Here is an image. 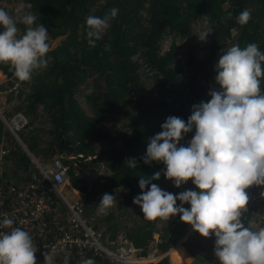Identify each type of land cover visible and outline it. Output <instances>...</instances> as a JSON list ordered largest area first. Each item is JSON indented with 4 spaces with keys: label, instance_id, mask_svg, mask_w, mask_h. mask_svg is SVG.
I'll use <instances>...</instances> for the list:
<instances>
[{
    "label": "trees",
    "instance_id": "1",
    "mask_svg": "<svg viewBox=\"0 0 264 264\" xmlns=\"http://www.w3.org/2000/svg\"><path fill=\"white\" fill-rule=\"evenodd\" d=\"M7 2L20 6L23 14H36V23L46 26L49 39L62 37L46 54L47 66L34 70L31 78L23 82L26 91L12 89L16 90L14 105H4L10 95L0 103V144L4 149L1 161L9 163L11 178L17 177L27 184L31 175L37 173L31 158L38 164L59 159L66 166L68 187L82 193L84 217L103 240L124 236L144 251L157 232V252L166 250L189 224L180 220V214L167 221L145 220L141 208L133 204L134 197L141 194L139 180L150 181L145 192L153 183L174 195L199 190L191 179L179 188L174 187L173 181L164 176L163 162L145 164L148 142L161 131L169 116L187 123L192 114L188 105L198 98L196 86L211 83L213 89L219 90L215 65L231 46L239 44L244 48L256 43L264 52V0H0V8L5 10L3 4ZM112 8L119 10L117 16L108 20L110 26L102 38L90 47L86 17L104 18ZM246 8L251 10V18L241 26L237 18ZM205 16L209 18L207 28ZM20 20L21 17L15 21L22 34L26 26ZM196 21L206 30L211 29L201 47L190 42L178 54L171 43L160 51L164 35L186 37ZM0 72L6 78L14 76L13 70L4 64H0ZM6 85L12 84L7 81ZM86 86L88 92L81 103L77 94ZM260 87L264 93V77ZM38 109L42 123H33L39 118ZM18 112L26 121L15 131L24 144L21 147L3 123V119L8 121ZM117 121L128 128L127 135H121ZM194 134L195 127L183 135L177 146L187 147ZM100 141L107 144L97 152L96 144ZM128 158L136 160L135 168L127 166ZM88 168H101L102 172L91 176ZM158 171L160 179L151 180ZM9 182L21 184L6 181L0 185ZM104 193L116 199L106 215L97 211ZM177 206H181L179 200ZM182 206L190 209L188 203ZM124 210H131L133 216L123 223ZM191 234L184 241L185 249L196 255L205 241L195 232ZM88 258L94 259L95 264H109L89 251L81 257L70 255L68 264H81ZM186 258L181 248L170 252L172 264H184ZM154 264L169 263L162 258Z\"/></svg>",
    "mask_w": 264,
    "mask_h": 264
},
{
    "label": "clouds",
    "instance_id": "2",
    "mask_svg": "<svg viewBox=\"0 0 264 264\" xmlns=\"http://www.w3.org/2000/svg\"><path fill=\"white\" fill-rule=\"evenodd\" d=\"M18 12L22 9H18ZM117 8L101 18L86 17V39L90 47L102 38L110 26L108 20L118 14ZM37 15L24 13L20 23L26 26L20 35L17 22L0 8V64L9 66L21 82L28 81L34 70L47 66L46 54L52 49L48 43L46 26L37 24ZM251 10L240 12L237 22L246 25ZM209 18L205 16L207 28ZM211 29L200 33L198 39L206 41ZM264 52L256 43L241 48L231 46L219 56L215 65V82L219 90L212 89L208 102L192 106L187 123L179 117L169 116L161 131L150 138L144 163L163 162L164 176L179 188L189 179L199 191L187 190L178 195L161 190L157 184L141 178V194L134 197L147 221L158 218L167 221L180 214V220L191 225L200 236L215 237L214 255L219 264H264V228L253 231L242 222L250 186L264 185ZM195 127V134L187 147L177 146L183 135ZM125 163L135 168L136 160ZM156 172L151 180H159ZM264 196V193H261ZM177 200L181 206H177ZM116 202L115 196L104 193L97 211L107 214ZM190 204V209L184 208ZM14 221L5 217L0 226L9 229L0 232V264H36L37 247L28 232L13 227ZM44 264H54L56 253H44ZM66 254L63 264H68ZM81 264H95L92 258Z\"/></svg>",
    "mask_w": 264,
    "mask_h": 264
},
{
    "label": "built area",
    "instance_id": "3",
    "mask_svg": "<svg viewBox=\"0 0 264 264\" xmlns=\"http://www.w3.org/2000/svg\"><path fill=\"white\" fill-rule=\"evenodd\" d=\"M25 117L15 113L8 121L3 119L7 130L13 135L25 124ZM16 135V134H15ZM4 149H0V158ZM31 158V157H30ZM32 162L37 173L31 175L27 184L4 183L0 185V223L7 217L14 221L13 227L29 233L37 247L36 264H44V253H56L54 264H61L66 254L81 257L85 251L99 256L109 264H151L165 258L166 252H157L156 235L151 249L143 251L131 244L124 236L103 240L100 233L89 225L83 214L82 193L68 187L66 166L59 159L48 163ZM242 222L264 223V185L250 186ZM62 207L63 216L52 218V213ZM47 216L50 219H47ZM9 229L0 226V232ZM191 225L181 240L193 232ZM210 235L209 237H212Z\"/></svg>",
    "mask_w": 264,
    "mask_h": 264
},
{
    "label": "rangeland",
    "instance_id": "4",
    "mask_svg": "<svg viewBox=\"0 0 264 264\" xmlns=\"http://www.w3.org/2000/svg\"><path fill=\"white\" fill-rule=\"evenodd\" d=\"M21 6L22 4L19 3ZM3 7L5 8L6 11L10 12L12 15V18L17 20L20 17H22L23 13L20 11L18 12L17 10L20 9V6H18L17 4L13 3V2H7L5 4H3ZM206 31L205 26L200 22V21H196L195 23L191 24L190 27V32L186 37H172L171 35H164L160 41L159 47H160V51H164L165 49H167L169 47V45L172 43L173 46H175V51L178 54H182L184 47L187 43L190 42H194L196 43L199 47H201L203 45V41H200L198 39L199 35L201 32ZM20 33H18V35H20ZM62 37H55V38H51L48 40V43L50 44L51 49L55 47V45L58 43V41L61 39ZM199 52H201V50H199ZM135 56H133V58H135ZM145 73L147 75H149L147 73V70L145 71ZM9 81L12 85L11 86H5V83ZM146 83L148 82L147 80H145ZM15 87H17L18 90L25 92L26 91V85L23 84V82L19 81L16 77L12 76L10 78H6V76L4 74H2L0 72V103H2L3 101H5V99L8 97V95H10V99L5 102V106L10 108L14 105V103L16 102V90H12ZM212 86L211 83L209 84H203L202 86H196V95H197V100H195V98H193V100L195 101H191L188 105L189 110L191 111L192 106L194 104H199L200 102H208V100H210V96L208 95L209 91L212 90ZM12 90V92L10 93L9 91ZM88 92V86L84 87L83 89H81L79 91V93L77 94V99L79 102L82 103L83 101V97L84 95H86V93ZM10 93V94H9ZM37 114L39 116V118L35 119L33 121V123H35L36 121H38L39 123H42V117L39 114V109L37 111ZM0 119H2V116L0 117ZM32 123V125H33ZM117 126L120 127V131H121V135H127L128 132V128H125L123 124L119 123V121H117L116 123ZM14 139L16 140V142L18 143V145L24 146V144L22 143V141L20 140V138L16 135V138L14 137ZM107 144V141H100L97 142V147H96V151L98 152V150L100 149H105ZM1 144H0V149H1ZM34 158V157H33ZM35 160V159H34ZM9 167V163L8 162H2L1 158H0V183L6 182V181H11V182H16V183H21L23 184V182L21 180H19L17 177H15L16 179L11 178V174L10 171L11 169H8ZM12 168V167H11ZM89 172V174H92L91 176H95L99 173L102 172V169H92V168H88L87 169ZM20 170H17V173H20ZM4 174V175H3ZM19 180V181H18ZM58 215L63 216V212H62V208L61 207H57V210L54 211V213H52V218L54 220H57ZM133 213L131 210H124L123 214L121 215L122 218V222L124 223V221L127 222V217H132ZM87 219V216L85 217ZM246 227H250L252 228L253 231H258L260 228H264V223H257V224H247ZM105 229V228H104ZM186 230V229H185ZM195 232L196 236L199 237L200 234L198 232H196L195 230L193 231ZM191 232V233H193ZM157 232L153 233V237L151 238V240L149 241L148 245L146 248H144V251H148V249H151V246L154 242V236L156 235V242H158V237H157ZM192 235V234H191ZM183 234L181 235L180 238L177 239V241H175V243H173L172 245H170L166 250H164L163 252L165 253V258L168 261L169 264L171 263V259H170V252L175 249V247L177 248H181L182 250H184V252H186L187 258H186V262L184 264H219V261L217 260V258L214 255V247H215V237H202L205 241L204 246L202 247V249L199 252H196V255H190L187 251H186V245L184 244L185 239L182 238ZM176 244V245H175ZM175 245V246H174ZM174 246V247H173ZM173 247V248H172ZM172 248V249H171ZM169 252V254H168ZM155 263V262H154ZM151 263V264H154Z\"/></svg>",
    "mask_w": 264,
    "mask_h": 264
},
{
    "label": "crops",
    "instance_id": "5",
    "mask_svg": "<svg viewBox=\"0 0 264 264\" xmlns=\"http://www.w3.org/2000/svg\"><path fill=\"white\" fill-rule=\"evenodd\" d=\"M177 247H179V246H177ZM177 247H175V248H177ZM174 250V249H173ZM184 251V250H183ZM186 253V252H185ZM168 254H169V252H168ZM170 255V254H169Z\"/></svg>",
    "mask_w": 264,
    "mask_h": 264
},
{
    "label": "water",
    "instance_id": "6",
    "mask_svg": "<svg viewBox=\"0 0 264 264\" xmlns=\"http://www.w3.org/2000/svg\"><path fill=\"white\" fill-rule=\"evenodd\" d=\"M13 136L16 138V135L15 134H13Z\"/></svg>",
    "mask_w": 264,
    "mask_h": 264
}]
</instances>
